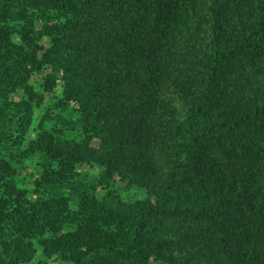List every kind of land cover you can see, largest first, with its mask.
Listing matches in <instances>:
<instances>
[{"label":"trees","instance_id":"16d2710c","mask_svg":"<svg viewBox=\"0 0 264 264\" xmlns=\"http://www.w3.org/2000/svg\"><path fill=\"white\" fill-rule=\"evenodd\" d=\"M31 2L40 30L12 27L26 8L0 1L1 96L21 87L28 101L23 117L0 110V147L48 141L60 168L28 195L13 152L0 159V264L38 251L64 264H264V0ZM56 86L87 139L27 134ZM95 162L144 196H65L60 180Z\"/></svg>","mask_w":264,"mask_h":264},{"label":"rangeland","instance_id":"374dc122","mask_svg":"<svg viewBox=\"0 0 264 264\" xmlns=\"http://www.w3.org/2000/svg\"><path fill=\"white\" fill-rule=\"evenodd\" d=\"M2 1V0H0ZM4 1V0H3ZM26 8L23 19L18 18L19 24L16 21H11V26L14 28H19L24 25L25 19L29 18L28 26L36 28L38 30L43 28V22L40 15V11L34 8L31 0L23 3ZM54 20H50L51 24ZM60 24H63L65 18L63 16L58 17ZM15 41L17 39L13 37ZM42 41L48 44V39L42 37ZM1 73V71H0ZM23 81L21 78L19 79ZM43 76H35V81L41 82ZM39 92H42V87L36 85ZM7 95H4L3 91H0V110L3 109L6 112L7 117L13 116L12 107L16 108L19 113V117H23L25 114L24 107L27 106V94L22 90L21 87L15 89L11 86L8 88ZM62 87L56 86L53 88L51 93H48L45 100L42 101L39 106L36 105L33 110L32 119L29 125L26 127L27 134L32 137L39 138V133L41 127L47 128L51 133L57 135H65L70 139H87L88 131L86 127L82 126L80 119L84 121V117L72 108H59L57 106L58 99L63 97ZM2 95V96H1ZM8 107V109L6 108ZM43 121V125L40 123ZM2 121L0 115V135L2 132ZM48 141H22L21 150L14 148L12 141H2L3 145H7L9 149L5 146L0 147V159L4 156L8 157V150H11L15 155L12 159H8L12 164V169H15L16 174V185L19 189L26 190L28 195H39V191L36 190V185L34 184L37 179L41 177L42 174L46 172L57 173L60 168L59 163L54 160H50L46 157L45 152L41 151V147H44L45 143ZM53 144V141L51 142ZM89 145L92 148L98 149L100 143L96 137H92ZM25 151V153H23ZM5 159V158H4ZM76 169L78 171L77 176H67L65 179L60 180L65 184L61 189L65 196H70L72 194L73 186H80L84 188L85 192L96 195L102 198L104 195L111 194L114 201L118 200H128L132 201L134 199H141L144 195L142 191L135 186L127 185L126 182L118 181L112 179L105 174L104 170L99 168L98 163H91L90 165H85L84 163L78 166ZM59 175V174H57ZM63 177V178H64ZM56 179V178H55ZM66 179L68 182H66ZM75 180V181H74ZM58 181V180H57ZM59 181V182H60ZM73 183V184H72ZM72 196V195H71ZM70 198V197H69ZM79 197L73 195L69 200V209L75 210L78 207ZM28 264H64L59 261L56 256L51 258L44 257L37 252L36 257L32 262Z\"/></svg>","mask_w":264,"mask_h":264}]
</instances>
